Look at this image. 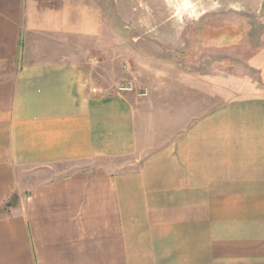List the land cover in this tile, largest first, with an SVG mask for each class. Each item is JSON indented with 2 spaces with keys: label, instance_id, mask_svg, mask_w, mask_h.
I'll list each match as a JSON object with an SVG mask.
<instances>
[{
  "label": "crops",
  "instance_id": "obj_1",
  "mask_svg": "<svg viewBox=\"0 0 264 264\" xmlns=\"http://www.w3.org/2000/svg\"><path fill=\"white\" fill-rule=\"evenodd\" d=\"M50 5L0 7V264H264V97L199 115L123 171L142 154L133 102L35 45L72 25Z\"/></svg>",
  "mask_w": 264,
  "mask_h": 264
},
{
  "label": "rangeland",
  "instance_id": "obj_2",
  "mask_svg": "<svg viewBox=\"0 0 264 264\" xmlns=\"http://www.w3.org/2000/svg\"><path fill=\"white\" fill-rule=\"evenodd\" d=\"M44 1L52 12L61 0ZM64 1L72 25L43 30L35 45L81 63L92 91L130 96L142 154L123 171L199 115L264 97V0ZM32 45L20 38L19 62Z\"/></svg>",
  "mask_w": 264,
  "mask_h": 264
},
{
  "label": "built area",
  "instance_id": "obj_3",
  "mask_svg": "<svg viewBox=\"0 0 264 264\" xmlns=\"http://www.w3.org/2000/svg\"><path fill=\"white\" fill-rule=\"evenodd\" d=\"M125 90H126V89L124 88V92H125Z\"/></svg>",
  "mask_w": 264,
  "mask_h": 264
}]
</instances>
